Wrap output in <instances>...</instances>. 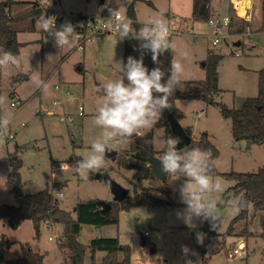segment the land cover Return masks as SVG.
I'll list each match as a JSON object with an SVG mask.
<instances>
[{"label": "rangeland", "instance_id": "374dc122", "mask_svg": "<svg viewBox=\"0 0 264 264\" xmlns=\"http://www.w3.org/2000/svg\"><path fill=\"white\" fill-rule=\"evenodd\" d=\"M36 1L12 0L10 8L12 16L19 18L14 26L18 30L17 41L22 45L20 66L11 70L0 69V96L7 98L2 111L12 113L11 123L4 133L6 138L0 143V206L17 203L13 185L9 183L14 171L12 159L21 161L17 174L21 178L20 187L24 194L49 188L59 207L75 217L78 204L91 200L109 204L115 202L106 182L94 177L99 172H109L115 181L130 190V195L135 190L141 192L144 188H153L155 196L172 204L121 209L118 224L101 227L82 224L80 240L84 237L89 244L97 238H118L122 245L131 247V264H187L189 260L193 264H264V240L260 236V218L264 212L238 222L235 235L227 237L225 248L219 253L213 254L211 251L215 247H211L203 255L200 250L206 241L203 226L205 222L210 224L195 220L196 227L189 228L178 216L186 207L181 202L179 191L184 183L183 177L178 180L169 177L166 182L152 177L139 180L134 177L135 169H125L118 160L106 157L101 169L92 172L87 180L81 178L76 172V162L87 156L91 142L102 131L94 124L103 99V91L97 89L108 81L121 78L120 70L112 61L114 51L115 60L123 58L124 45L122 41L117 43V34H110L87 43L84 49L75 46L71 50H60L53 37L37 25L44 15L59 14L56 18L59 28L61 24L70 22L72 15H98L102 7L125 12L126 2H133L139 22L144 23L161 14L168 22L169 29L173 31L170 40L176 45V58L184 64L182 80H205V63L209 54L221 55L218 67L220 92L215 101L229 108H241L247 98L256 97L259 93V71L264 69V9L259 13L253 10L249 21L237 15L228 0H212L211 13L215 14L210 17L232 18L227 36L213 47L208 39L211 33L206 23L208 20L200 21L192 29V0H39L46 3V8H41L40 17L33 20L28 15L38 5ZM261 1L264 4V0ZM61 17L63 20H60ZM33 71L39 72L48 82L51 94L41 92ZM65 90H69L70 94H66ZM16 101L22 105L13 107L11 103ZM179 104L186 115L182 126L192 127L193 139L199 140L208 133L218 148L219 156L215 160L218 171L256 173L264 167V146L253 144L249 147L247 142L235 140L231 120L221 117L217 105L206 106L197 99L180 100ZM80 106L83 107L82 116L79 115ZM61 116H66L68 120L62 121ZM148 132H153L154 149L159 151L156 154L160 157L164 151L160 141L167 139L165 130L156 124L141 130L143 135ZM9 134H13L14 138H9ZM131 146L132 142L118 140L109 152L117 151L119 155L130 151ZM61 164L66 166L64 171ZM213 177L224 187L222 193L215 194L222 212L221 222L215 231L224 234L238 216L232 215L231 203L239 197L231 191L235 184L233 181L219 175ZM59 188L62 196L57 195ZM245 230L252 234H241ZM198 233L203 234L202 242L197 240ZM1 237L13 243L6 251L8 260L20 258L23 246L44 255L46 264H62L68 259V250L60 247L63 238L61 225L44 224L38 237L32 221L24 220L18 229H12L4 219L0 221ZM144 240L147 244L143 243ZM242 241L247 244V249L230 256V252ZM182 246L190 249L187 256L182 253ZM193 251L197 255H192ZM104 255V252L96 254L98 263L102 262ZM90 262L88 251L86 263Z\"/></svg>", "mask_w": 264, "mask_h": 264}, {"label": "trees", "instance_id": "16d2710c", "mask_svg": "<svg viewBox=\"0 0 264 264\" xmlns=\"http://www.w3.org/2000/svg\"><path fill=\"white\" fill-rule=\"evenodd\" d=\"M193 2L194 19L207 21L211 16L209 5L212 0H193ZM203 4H206L207 7L200 10ZM11 6L12 0L0 1V49L9 50L19 55L21 44L17 41L18 30L14 26L19 21V18L12 16ZM41 12V9L37 5L28 16L34 20L40 17ZM127 12L129 18L134 21V27L138 29L141 24L137 22L133 2L128 5ZM8 41L11 43L9 47L7 45ZM139 43V41L134 39L124 40L123 59L125 63L128 56L137 59L140 58L141 52L138 50ZM143 56L144 64L149 70L159 66L168 74L170 62L173 58L171 52L161 55L158 65L153 63L150 52H144ZM221 59V55L209 54L208 60L205 63V70L207 72L205 80H182V90H177L171 98L173 103L172 111L180 121L184 115L175 106L177 100L197 99L206 102L208 105H217L221 115L231 120L232 135L235 140L252 141L253 144L264 146V69L259 71L258 95L247 98L241 108H229L215 101L216 95L220 92L218 67ZM120 75L122 76L121 72ZM156 125L164 128L167 138L174 137L170 125L167 122L165 110ZM185 130L193 137L191 128L186 127ZM131 147L132 149L130 151L119 153L117 160L123 168L135 169L136 174L134 177L142 180L145 178L144 173L137 167L148 165V160L144 154H159V151L154 149L153 132H148L145 135L134 138ZM188 147L211 149L213 160L211 175H219L233 181L235 184L231 187V191L239 199H243L246 204L245 209L232 221L228 231L224 234H218L205 222L203 230L206 241L200 246V250L205 255L211 247H215L211 252L213 254L219 253L225 248L227 237L235 235V225L238 222L245 221L250 216L254 217L258 212H264V167L256 173H241L235 171L221 173L215 166V160L219 156V150L207 133L203 134L199 140L193 139ZM11 163L14 171L11 174L9 183L13 185L17 172L21 168V161L12 159ZM154 190L153 188H144L141 192L135 190L134 194L129 195L122 203H110L112 209L108 212H102V207L94 200L78 204L75 209V217L71 212L60 208L52 190L45 188L36 193L25 194L23 197L17 199L16 204L1 205L0 221L6 219L12 229H18L22 221L30 220L33 222L38 237L44 224L61 225L63 228V238L60 240V247L69 252L68 259L62 264H87L86 256L88 251L91 254V262L89 264H131L132 249L130 246L122 245L118 238H97L91 240L88 245H84L80 240L81 226L82 224H93L101 227L118 224L121 209L131 210L142 205L172 204L155 196L152 193ZM260 223L262 228L260 236L264 240V215H261ZM241 234L250 236L252 233L245 230ZM12 244L5 237L0 238V264H46L44 262V255L34 252L26 246H23V255L20 258L8 260L6 258V251L11 248ZM98 252L105 253L101 263H98L96 260V254Z\"/></svg>", "mask_w": 264, "mask_h": 264}, {"label": "clouds", "instance_id": "9594fccd", "mask_svg": "<svg viewBox=\"0 0 264 264\" xmlns=\"http://www.w3.org/2000/svg\"><path fill=\"white\" fill-rule=\"evenodd\" d=\"M104 7H107L105 5ZM103 10V7L100 11ZM110 16L115 23L117 43L125 39L139 41V59L128 56L126 63L123 58L115 60L114 66L120 70V79L108 81L97 91H103V99L94 117V124L102 129L100 135L91 142L86 157L76 162V172L82 179L101 169L106 162V153L118 140L133 141L140 136L141 130L150 129L162 117L164 110L172 109L171 98L177 90H182L184 64L176 58L175 43L170 40L168 22L162 14L134 27V21L121 10L109 8ZM38 27L53 37L60 50H71L76 46L79 33L70 22L56 26L55 16H42L37 22ZM144 52H150L154 64H159V57L167 52L173 53L168 74L157 66L149 70L144 64ZM21 57L12 51L0 49V69L18 68ZM36 83L44 94L50 93V86L39 72L33 71ZM7 98L0 96V111L3 110ZM12 120V113L2 111L0 114V143L6 138L4 133ZM163 154L158 158L160 170L168 177L184 178L179 191L181 202L186 206L178 216L189 228L196 227L194 221H207L213 230H217L221 222L222 212L215 194L222 193L221 182L211 175L213 164L211 149L200 147H184L178 149L179 138L169 137L160 141ZM65 165L61 164L64 171ZM60 194V192H57ZM245 201L239 199L231 203L232 215H238L245 209ZM198 242H202L203 234H197ZM190 249L182 246V253L188 255ZM192 255H197L194 251ZM187 264H193L191 260Z\"/></svg>", "mask_w": 264, "mask_h": 264}, {"label": "built area", "instance_id": "2783aa9c", "mask_svg": "<svg viewBox=\"0 0 264 264\" xmlns=\"http://www.w3.org/2000/svg\"><path fill=\"white\" fill-rule=\"evenodd\" d=\"M240 1V0H239ZM245 1V0H241ZM131 2L127 3V7ZM39 7L41 8H46V3L44 2H38ZM109 8H103V10L98 14V15H93V16H79V15H72L70 23L75 27V30L77 33H79V39L76 43V48L78 49H84V46L96 39L103 38L107 35L114 34L116 33L113 28V24L115 21L113 18L110 16L109 13ZM123 12V11H122ZM124 15L128 16L127 9L125 12H123ZM56 18L59 17V14H54ZM244 19L249 20L251 19V14H250V9H246V14L243 16ZM208 24L211 27V33L208 36V39L211 43V45L217 46L221 43L222 39L227 36V30L229 29L232 18L230 16H215V17H210L208 19ZM57 25V24H56ZM170 30V29H169ZM170 33H173L170 30ZM60 89V87H59ZM66 94H70L69 90H65ZM56 105L57 102H54ZM11 105L13 107L15 106H21L22 103L20 101L12 102ZM79 115H83V107L80 106L79 108ZM62 121H67L68 118L66 116H61ZM72 120V118H70ZM9 138H14L13 134H9ZM57 193L58 196H62L63 192L58 189ZM52 239V238H50ZM247 249V244L245 242H240L238 244V247L235 248L230 252V256L240 254L244 252Z\"/></svg>", "mask_w": 264, "mask_h": 264}, {"label": "water", "instance_id": "95a60500", "mask_svg": "<svg viewBox=\"0 0 264 264\" xmlns=\"http://www.w3.org/2000/svg\"><path fill=\"white\" fill-rule=\"evenodd\" d=\"M205 7H206V4L201 5L200 10H203ZM246 9L249 10L250 6H246ZM60 20H63V18L61 17ZM9 44H10V41L7 42L8 46ZM236 44L240 45V42H237ZM165 112H166L167 122L170 125L172 134L174 135L175 138H179L180 140V143L177 146L178 149H182L184 147L190 146V144L192 143L193 137L190 136L186 132L185 128L182 126L180 121L174 115V112L172 111V109L170 110L166 109ZM134 138L136 137L134 136L133 139ZM247 143H248V146L250 147L253 142L248 141ZM144 155L148 160V165L137 167L139 170H141L144 173V177L145 178L152 177L160 181L166 182L169 177L166 174H163L161 172L160 163L158 161L159 157L153 153H145ZM106 157L112 160H117L118 152L117 151L107 152ZM95 178L103 179L106 182V184L111 188V191L115 198V202L117 203H122L130 195V190L128 188L123 187L117 181H115L111 177L109 172H99L98 174L95 175ZM20 184H21V178L17 174L13 181V191L15 193L16 199H19L25 195L20 187ZM99 205L102 207L101 209L102 212H108L112 209V205L104 201H100ZM81 243L84 245H87L88 241H86L84 237H81ZM143 243L146 244V241L144 240Z\"/></svg>", "mask_w": 264, "mask_h": 264}, {"label": "crops", "instance_id": "0c3cea01", "mask_svg": "<svg viewBox=\"0 0 264 264\" xmlns=\"http://www.w3.org/2000/svg\"><path fill=\"white\" fill-rule=\"evenodd\" d=\"M2 1H4V0H2ZM251 1V6H250V14H252V11L253 10H255V13H259L260 11H261V9H262V11H263V2L261 1V0H250ZM37 2V4H38V2H39V0H37L36 1ZM35 2V3H36ZM192 2H193V0H192ZM238 2H241V1H236V0H228V4L230 5V6H232L233 5V8H235V11H236V14L237 15H239L238 14V8H237V3ZM126 3H128V2H126ZM34 4V3H33ZM36 5V4H35ZM133 5H134V3H133ZM256 5V6H255ZM206 7H207V5H206ZM38 8H40L41 9V7H38ZM209 8H210V15L211 14H215V13H211V3H210V5H209ZM116 10H119V9H116ZM41 11H42V9H41ZM11 13H12V11H11ZM77 15H79V16H83L82 14H77ZM86 16H90V15H86ZM91 16H93V15H91ZM137 17V16H136ZM181 21H183V19L181 20ZM137 22L139 23V24H143L142 22H139L138 21V19H137ZM184 22H185V20H184ZM191 22H192V24H193V26H192V29H194V25L195 24H197V23H200V21L199 20H196V19H194V2H193V13H192V16H191ZM207 24H208V22H206ZM208 26H209V24H208ZM210 27V26H209ZM211 28V27H210ZM177 31H179V32H183V30L182 29H178ZM173 32V31H172ZM114 34H117V33H114ZM113 34V35H114ZM123 42V45H124V40L122 41ZM21 44V43H20ZM22 45V44H21ZM123 50H124V48H123ZM182 100H184V99H182ZM179 101L180 100H177L176 102H175V106L183 113V118L180 120V123L183 125V123H182V120H184L185 119V113H184V108L179 104ZM202 101V100H201ZM204 102V101H203ZM205 103V105L206 106H208V104L206 103V102H204ZM220 110V109H219ZM204 111V110H203ZM221 114V113H220ZM221 117L223 118V119H226V118H224L222 115H221ZM183 127H188V128H191V130H192V127H190V126H183ZM231 132H232V123H231ZM192 134L194 135V133H193V131H192ZM208 134V133H207ZM141 135H143V134H141ZM209 135V134H208ZM209 138H210V136H209ZM243 142H245V141H243ZM246 143V142H245ZM252 145H253V143H252ZM157 155V154H156ZM66 167V166H65Z\"/></svg>", "mask_w": 264, "mask_h": 264}, {"label": "bare ground", "instance_id": "6f19581e", "mask_svg": "<svg viewBox=\"0 0 264 264\" xmlns=\"http://www.w3.org/2000/svg\"><path fill=\"white\" fill-rule=\"evenodd\" d=\"M246 6H251V1L250 0L241 1V2L237 3L239 16L243 17L246 14Z\"/></svg>", "mask_w": 264, "mask_h": 264}, {"label": "flooded vegetation", "instance_id": "af4514ba", "mask_svg": "<svg viewBox=\"0 0 264 264\" xmlns=\"http://www.w3.org/2000/svg\"><path fill=\"white\" fill-rule=\"evenodd\" d=\"M156 155V154H155ZM157 156V155H156Z\"/></svg>", "mask_w": 264, "mask_h": 264}]
</instances>
